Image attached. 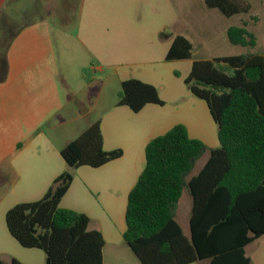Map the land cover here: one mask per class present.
<instances>
[{"label": "trees", "instance_id": "obj_1", "mask_svg": "<svg viewBox=\"0 0 264 264\" xmlns=\"http://www.w3.org/2000/svg\"><path fill=\"white\" fill-rule=\"evenodd\" d=\"M205 2L227 16L251 9L249 0ZM227 34L234 45L257 44L247 20L230 26ZM192 50L193 43L178 34L166 61L191 59ZM184 81L191 93L208 104L218 125L220 146L210 148L191 137L183 123L150 140L145 167L129 193L124 240L141 264L203 260L251 264L245 246L264 235V55L248 50L195 59ZM147 103L165 104L156 86L137 78L121 82L117 105L138 112ZM207 151L203 168L191 176ZM122 153L121 148H104L101 119L90 123L61 149L69 168L53 180L43 197L17 203L7 211L11 235L24 247L43 249L46 264H103L102 231L89 228L88 214L60 203L74 179L73 169L100 167ZM186 188L193 195L190 236L176 219ZM0 264L25 263L15 257L7 262L0 256Z\"/></svg>", "mask_w": 264, "mask_h": 264}, {"label": "crops", "instance_id": "obj_2", "mask_svg": "<svg viewBox=\"0 0 264 264\" xmlns=\"http://www.w3.org/2000/svg\"><path fill=\"white\" fill-rule=\"evenodd\" d=\"M8 3L9 0H0V160L6 159L10 167L15 166L14 162L17 161L21 170L33 169L43 175L44 191H47L53 180L66 170L67 164L61 149L94 122L95 119L89 117V114L105 104V96L103 90L98 89L93 105L80 100L69 85L68 76L62 71L50 21L44 17L23 20L21 16L9 11ZM258 19L261 21L260 17ZM256 38L257 46L261 40L258 35ZM9 39L12 40L6 49ZM254 53L264 55V51ZM181 60L189 59L171 61ZM134 72L135 76H130L127 66H124L120 74L117 72L116 80L121 84L129 78L140 79L137 71ZM141 72L149 76L151 70L145 68ZM61 75L66 78L65 81ZM142 80L156 86L165 102L171 99L175 108L167 111L164 109L166 103L164 107L160 106L162 108L158 104L147 103L135 112L127 105L114 103L99 119L104 148H121L122 156L100 167H78L74 170V179L66 192L71 190L74 183H78V186L82 184L84 188L89 186L99 196L104 193L105 201H101V209L110 222L101 214L98 217L91 215L80 203L76 206L63 204L64 197L60 203L62 207L88 214L89 228L102 231L105 238L103 264H117L108 262L106 245L124 239L128 197L145 167V148L148 142L166 133L174 125L183 123L191 137L201 139L210 148L220 146L218 125L206 101L196 100L181 88L176 90L161 84L163 94L168 96L165 97L161 88L152 80ZM182 94L195 102L200 111L192 110L188 118L182 116L181 113L186 109L180 103L184 100ZM20 143L22 146L18 148ZM208 158L209 154L200 164L197 161L191 176L199 173ZM192 206L193 195L186 188L176 210V219L180 223L178 216L186 217V228L182 223L180 225L187 236L191 232ZM259 239L245 246L251 264H264V245ZM209 263V260L199 262Z\"/></svg>", "mask_w": 264, "mask_h": 264}, {"label": "rangeland", "instance_id": "obj_3", "mask_svg": "<svg viewBox=\"0 0 264 264\" xmlns=\"http://www.w3.org/2000/svg\"><path fill=\"white\" fill-rule=\"evenodd\" d=\"M249 1L251 9L248 13L232 16L225 15L218 8L208 7L205 0H9L8 9L23 20L44 17L50 21L62 71L80 100L93 105L98 89L103 90L105 104L89 114L96 121L117 103L121 84L116 75L124 66L132 77L137 71L140 80H152L160 88L161 84L176 90L181 88L189 96L205 102L191 93L184 81L194 59H212L248 50L264 51V0ZM253 15L260 17L261 21H255ZM244 20L261 40L255 47L234 45L228 38V28L240 25ZM177 34L193 43V60L165 61L164 57ZM145 68L151 70L149 76L141 72ZM61 78L66 79L63 75ZM161 91L168 97L163 94L164 89ZM181 97L184 100L180 103L186 108L182 116L188 118L192 110L200 111L188 96L182 94ZM166 104V107L158 106L167 111L175 108L171 99ZM208 154L207 151L198 160L199 164ZM14 165L10 167L6 159L0 160V256L7 262L15 257L25 264H46L45 251L22 246L6 224V213L12 206L38 200L46 191L43 175L33 169L21 170L17 161ZM68 168L66 165V170ZM76 169H73V174ZM79 185L81 187L78 183L73 184L64 196L63 204L76 206L80 203L91 215L98 217L101 214L110 222L101 209L105 194L99 196L89 186ZM178 219L186 228V217L178 216ZM260 238L264 245V236ZM106 254L108 262L141 264L123 238L109 242Z\"/></svg>", "mask_w": 264, "mask_h": 264}]
</instances>
